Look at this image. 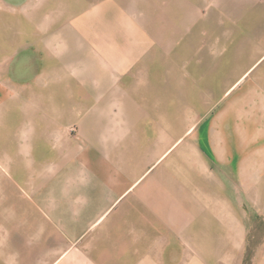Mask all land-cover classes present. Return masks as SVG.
I'll return each mask as SVG.
<instances>
[{"label":"crops","instance_id":"1","mask_svg":"<svg viewBox=\"0 0 264 264\" xmlns=\"http://www.w3.org/2000/svg\"><path fill=\"white\" fill-rule=\"evenodd\" d=\"M184 2L208 19L171 86L100 72L57 134L37 117L33 59H0V264H264V0ZM24 28L0 20V52ZM50 153L61 165L42 172Z\"/></svg>","mask_w":264,"mask_h":264},{"label":"rangeland","instance_id":"2","mask_svg":"<svg viewBox=\"0 0 264 264\" xmlns=\"http://www.w3.org/2000/svg\"><path fill=\"white\" fill-rule=\"evenodd\" d=\"M184 1L1 0L0 20L21 22L27 35L23 34L19 50L12 52V48L5 46L0 59H4L2 64L13 67L22 65L29 57L33 59L32 84L35 82L38 87L37 117L54 120L52 129L44 134H57V129L62 131L67 124L76 122L78 112H84L83 104H76L78 95L83 88L93 86V79L100 72H150L149 86H171L174 78H167L168 82L165 78L166 72L173 74V57L175 61L177 54L185 52L195 32V19H208L204 3L200 9L205 12L198 14L190 12ZM25 22L31 23V29ZM25 46L29 48L23 49ZM46 94L51 95L52 105L46 103L47 97L39 98ZM71 105L75 109L69 108ZM18 118L21 128H27L24 110ZM43 127L39 124L38 130L32 128V133H42ZM47 148L46 141L39 142V153ZM58 148V143L53 142L52 149ZM43 158L38 164L42 172L48 166L61 165L60 158L52 153ZM14 177L20 183L24 181L20 175Z\"/></svg>","mask_w":264,"mask_h":264}]
</instances>
